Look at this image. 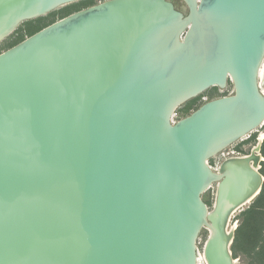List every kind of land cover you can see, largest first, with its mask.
Returning <instances> with one entry per match:
<instances>
[{
    "label": "water",
    "instance_id": "95a60500",
    "mask_svg": "<svg viewBox=\"0 0 264 264\" xmlns=\"http://www.w3.org/2000/svg\"><path fill=\"white\" fill-rule=\"evenodd\" d=\"M75 1L0 0V41ZM182 1L104 0L0 52V264H198L207 225L205 264H236L227 218L264 176L209 160L264 124V0Z\"/></svg>",
    "mask_w": 264,
    "mask_h": 264
},
{
    "label": "rangeland",
    "instance_id": "374dc122",
    "mask_svg": "<svg viewBox=\"0 0 264 264\" xmlns=\"http://www.w3.org/2000/svg\"><path fill=\"white\" fill-rule=\"evenodd\" d=\"M104 0H78L66 5H63L51 12H48L47 14H44L42 16L24 21L22 23H20L16 29H14V31H12L9 35H7L5 38H3L0 41V52L7 49L4 48L5 45H7L9 42H14V41H21L22 39H24L25 37L29 36L30 33L32 34L33 32L37 31L38 29L44 27L45 25L67 15L68 13H71L73 11L79 10L81 8H84L86 6L92 5V4H96L98 2H101ZM175 4V6L182 10L183 12L186 11V6L184 4V2L182 0H172ZM262 74H263V78H262V85L264 88V63L262 66ZM233 91V86L230 82L227 83V85L225 87H210L208 89H206L204 92L200 93L199 95L189 99L188 101H185L184 103L180 104L178 106V108L176 109L177 115L178 117H184L186 115H188L189 113H191L193 110H195L196 108H198L202 103H204L206 100H210L212 98L215 97H219V96H223V95H228L231 94ZM189 105L188 110H184L185 107ZM263 133L264 134V124L260 127H258L256 130H254L251 134V136L249 138L243 137L244 139H239L235 142H233L232 144H230L229 146H227L226 148H235L236 150H240L242 153H245V155L250 154L251 152H253V150H255V147L258 148V152L261 153V156H263V152H262V145H263V141L264 138L260 139L259 136L260 134ZM233 146V147H232ZM218 155L215 154L214 156H212L209 160L210 164H213L215 159V156ZM242 156V155H239ZM228 158V157H227ZM263 160H261L259 162V171L262 173V175L264 176V172L262 171V166H263V162H264V156L262 157ZM219 167V166H218ZM264 183V181H263ZM262 183V184H263ZM215 193H216V182L212 184V186H210V188H208L206 191H204L202 193V198L203 200L206 202V204L208 205L209 210L212 209L213 204H214V199H215ZM257 197V196H256ZM255 197V198H256ZM255 198L249 202L248 204L244 205L242 208L234 211L229 219L228 222V229L233 231V242H234V238L236 236V233L239 234V239L238 241H236V249H235V260H236V264H258V262H256L257 260H255L253 253H251V251L249 252L248 250L250 249V246L246 244V242L244 243L243 238L240 235H243V233L245 232H240L238 230V228H240L242 226L243 221L245 220V216L242 214V210H244L245 208H247L254 200ZM262 221H260L259 225L261 224ZM262 228V232L261 234L264 233V227ZM251 227L247 228V232L250 231H254L256 232V229H253ZM208 236V229L207 227H204L201 229V232L199 234V238L197 241V248L199 253L202 254V250H203V245L204 242L206 240ZM232 242V244H234ZM254 243V241L250 242V244L252 245ZM258 243H256L257 245ZM203 255V254H202Z\"/></svg>",
    "mask_w": 264,
    "mask_h": 264
},
{
    "label": "trees",
    "instance_id": "16d2710c",
    "mask_svg": "<svg viewBox=\"0 0 264 264\" xmlns=\"http://www.w3.org/2000/svg\"><path fill=\"white\" fill-rule=\"evenodd\" d=\"M17 42L19 41L9 42L7 45L4 46V48H9L12 45L16 44ZM188 108L189 105H187L184 110L186 111L188 110ZM262 152L264 156V141L262 145ZM262 167H263L262 171L264 172V162ZM241 212L245 216V220L243 221L242 226L238 228V230L240 232H245V233H243V235L240 236L243 238L244 243L246 242V244L250 246V249L248 251L249 252L251 251V253H253L255 260H257L256 262H258V264H264V233L261 234L262 232L261 227H264V183L262 184L261 191L255 198V200ZM260 221L262 222L259 225ZM248 227L256 229V232L254 231L247 232ZM239 238H240L239 234L236 233V236L234 238L235 240L233 242L234 244H231L233 258H235L234 251L236 249V241H238ZM252 241H254V243L251 245L250 242ZM256 243L258 244L256 245Z\"/></svg>",
    "mask_w": 264,
    "mask_h": 264
},
{
    "label": "built area",
    "instance_id": "2783aa9c",
    "mask_svg": "<svg viewBox=\"0 0 264 264\" xmlns=\"http://www.w3.org/2000/svg\"><path fill=\"white\" fill-rule=\"evenodd\" d=\"M178 115L177 112H175L172 116V122H175L176 120H178ZM252 133L248 134L246 136V138H249L251 136ZM244 139V138H242ZM233 147V146H232ZM227 155V157L229 156H239V155H245V153H242L240 150H236L234 147L233 148H224L222 149L220 152H218V155L215 156V159L213 164H210V167L213 170H217L218 169V165H220L222 163V161L227 158L225 157ZM225 157V158H224Z\"/></svg>",
    "mask_w": 264,
    "mask_h": 264
},
{
    "label": "bare ground",
    "instance_id": "6f19581e",
    "mask_svg": "<svg viewBox=\"0 0 264 264\" xmlns=\"http://www.w3.org/2000/svg\"><path fill=\"white\" fill-rule=\"evenodd\" d=\"M263 63H264V60H263ZM263 63H262V65H261V68H260V71H259V81L261 82V84H262V78H263V72H262V66H263ZM259 138L260 139H262V138H264V134L263 133H261L260 134V136H259ZM263 140V139H262ZM258 148H256L255 147V150H253V152L252 153H254V154H256L257 155V157L259 158L258 159V161L257 162H255L253 159L252 160H250V163L254 166V167H259V161L262 159V156H261V154L258 152ZM250 155H251V153L250 154H248V155H242V156H244V157H250ZM225 157H227V155L225 156ZM224 157V158H225ZM226 159V158H225ZM224 159V160H225ZM219 167H218V170H219V168H220V165H218ZM236 211V210H235ZM234 212V211H233ZM232 214V213H231ZM231 214L228 216V218H227V221L229 222V219H230V216H231ZM227 222V223H228ZM207 227V229H208V236L210 235V227L207 225L206 226ZM227 230L229 231V229H228V224H227ZM207 236V237H208ZM203 254V253H202ZM201 253H199V255H198V259H197V263L198 264H205V258H204V256L202 255Z\"/></svg>",
    "mask_w": 264,
    "mask_h": 264
}]
</instances>
